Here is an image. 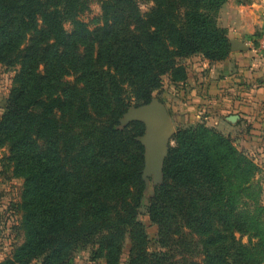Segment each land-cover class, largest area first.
Segmentation results:
<instances>
[{
  "label": "trees",
  "instance_id": "16d2710c",
  "mask_svg": "<svg viewBox=\"0 0 264 264\" xmlns=\"http://www.w3.org/2000/svg\"><path fill=\"white\" fill-rule=\"evenodd\" d=\"M77 1L0 0V63L8 64L24 42L21 30L32 33L18 55L21 68L0 118V134L12 143L15 172L25 177L29 237L1 264H59L71 246L102 244L113 230L139 226L135 221L145 191L143 162L137 160L141 152H127V147L143 133L144 125L134 122L117 130L118 120L130 104H149L165 74L176 80L181 73L184 79L179 61L199 52L217 60L227 50L224 31L215 22L227 0H146L152 8L144 15L139 0H104L103 26L94 32L74 21ZM15 11L18 19L12 18ZM35 15L41 19L39 30ZM63 17L74 25L69 34L62 28ZM49 40L52 44L47 45ZM39 64L41 76L36 73ZM69 72L86 90V103L75 89H64L62 79ZM74 102H79L75 114L88 116L87 105L99 118L105 140L96 142V149L82 147L67 172L54 155L36 153L21 127L47 137L55 113L63 116L74 109ZM174 140L176 146L164 163L163 184L150 200L151 222L161 226L170 209L182 214L187 226L205 237L204 247L213 250L206 264L264 262V206L254 181L257 166L228 137L202 126L180 131ZM135 149L140 150L137 145ZM170 182L191 190L174 199ZM112 200L125 208L115 224L99 217ZM83 207H90L92 220L76 226ZM234 234L247 236L248 246L236 244Z\"/></svg>",
  "mask_w": 264,
  "mask_h": 264
},
{
  "label": "rangeland",
  "instance_id": "374dc122",
  "mask_svg": "<svg viewBox=\"0 0 264 264\" xmlns=\"http://www.w3.org/2000/svg\"><path fill=\"white\" fill-rule=\"evenodd\" d=\"M103 1L78 0L76 10L79 11L77 15L75 14L74 21L83 25V28L89 32L102 27ZM151 8L152 3L146 0L138 1V9L142 15L149 13ZM235 16L240 18L242 24H233V29L222 27V23H219V17L223 18L222 22L228 17L234 22L233 17ZM18 17L17 11L12 13V18L18 19ZM39 18L35 15L36 30L41 27ZM215 22L217 28L224 31L227 47L225 55L217 60H211L203 55V52H199L179 61L184 79H181V73L178 74L176 80H173L169 73L165 74L161 79V88L151 96L166 109L173 127V136L167 144V155L163 161L162 172L169 150L176 146L174 135L188 128L202 126L225 138L228 137L232 146L248 156L257 166L258 173L254 181L260 189V203L264 206V166L259 167L248 154V149L246 151L244 146L238 143L244 140L243 135L236 132L233 136L224 135L220 131L222 127L219 128L211 117L214 103L224 101L231 103L241 99L248 103L255 87L264 83L263 75H252L256 69L260 70L264 65V0H227L219 8ZM73 27L68 17L62 18V28L67 34L72 32ZM31 34L21 30V36L25 37L24 42L17 47L16 53L11 55L12 59L8 61V64L0 63V118L13 88L14 79L21 68L18 55L26 47ZM232 41L238 42L246 50L232 51L230 44ZM46 44L50 45L52 41L49 40ZM79 50L81 53L82 48ZM36 73L43 75L42 65H38ZM76 77L73 72H69V75L62 79L65 84L64 89L68 93L75 89L81 93L80 100L86 103V90L81 83L76 82ZM79 102H74V109L63 116L55 113L54 126L47 137L41 133L40 135L35 134L33 129L26 126L21 127L22 133L28 137L36 153L54 155L67 172L71 171L73 161L82 147L90 145V150L96 149V142L105 140L104 135L99 132L102 124L99 118L91 113L89 106L85 105L88 116L75 114V108ZM138 107L130 104L125 114ZM236 110L237 108L228 109L231 114ZM125 114L118 120L117 130L124 129L133 123L125 120ZM230 117L228 122L235 123L238 120V116L237 118L236 116ZM145 134L144 126L141 135L134 138L129 136L133 144L127 147V152H136V154L141 152V157L138 156L137 160L142 158V172L144 171L145 147L140 139ZM135 144L140 148L139 151L135 149ZM11 146L12 143L0 134V264L11 259L14 252L28 242L29 237L26 223L27 212L23 207L25 177L15 172L10 155ZM162 174L159 179L153 175L145 179V191L137 209L135 221L139 226L113 230L111 239L105 240L102 244L71 246L65 261L59 264H115V259L116 264H206L207 253H212L213 250L208 251L204 247L205 237L187 226V221L182 214L172 209L168 210L169 216L162 221L161 226L155 225L149 218L150 200L155 190L163 184ZM168 185L170 196L174 199L182 198L185 190L187 192L191 190L172 182ZM100 199L99 208L102 206ZM107 206L109 207L105 212L102 215L99 214L100 220L105 223H117L116 217L123 215L125 208L114 200L107 201ZM91 220L90 207H83L77 213L76 226L88 224ZM234 239L236 244L248 246L247 236L234 234ZM39 263L40 261L37 260L31 264Z\"/></svg>",
  "mask_w": 264,
  "mask_h": 264
},
{
  "label": "crops",
  "instance_id": "0c3cea01",
  "mask_svg": "<svg viewBox=\"0 0 264 264\" xmlns=\"http://www.w3.org/2000/svg\"><path fill=\"white\" fill-rule=\"evenodd\" d=\"M223 18L219 17V23H222V27L233 29V24L241 25L242 22L238 16L233 17L234 22L228 17L224 22ZM240 56V55H239ZM238 57V56H237ZM239 59H241L239 57ZM253 76H264V65L260 70L256 69L252 74ZM253 96L246 103L243 99H239L237 102L226 101L220 103H214L213 112L211 114L215 124L218 125L220 131L224 135H231L239 133L244 136V140L238 141L244 146V149H248V154L253 158L254 162L259 167L264 166V83L257 85L252 92ZM227 104V105H226ZM237 108L233 113H229L228 109ZM230 116H238V120L235 123L228 122ZM210 117V119H211ZM231 118V117H230ZM236 132V133H235ZM247 151V150H246Z\"/></svg>",
  "mask_w": 264,
  "mask_h": 264
},
{
  "label": "water",
  "instance_id": "95a60500",
  "mask_svg": "<svg viewBox=\"0 0 264 264\" xmlns=\"http://www.w3.org/2000/svg\"><path fill=\"white\" fill-rule=\"evenodd\" d=\"M230 44L232 51L246 50L236 41H232ZM124 118L127 122H138L145 126L146 134L140 139L141 144L145 147L142 179L145 181L149 175L159 179L163 161L167 155V144L173 136V127L166 109L151 98L149 104L127 112Z\"/></svg>",
  "mask_w": 264,
  "mask_h": 264
}]
</instances>
